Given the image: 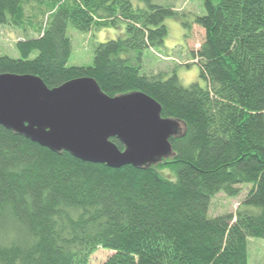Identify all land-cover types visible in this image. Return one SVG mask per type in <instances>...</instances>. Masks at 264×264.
Segmentation results:
<instances>
[{"label": "trees", "instance_id": "1", "mask_svg": "<svg viewBox=\"0 0 264 264\" xmlns=\"http://www.w3.org/2000/svg\"><path fill=\"white\" fill-rule=\"evenodd\" d=\"M0 0V24L36 37L0 55V74L33 75L49 88L90 77L109 96L143 92L177 123L171 152L145 167L111 168L54 152L0 126V264H249L248 238H264V0H205L194 53L200 78L143 73V50L162 47L172 6L141 0ZM126 24L99 43L91 66H68V26L90 32ZM122 150L120 140L113 138ZM235 213L209 216L219 193Z\"/></svg>", "mask_w": 264, "mask_h": 264}, {"label": "water", "instance_id": "2", "mask_svg": "<svg viewBox=\"0 0 264 264\" xmlns=\"http://www.w3.org/2000/svg\"><path fill=\"white\" fill-rule=\"evenodd\" d=\"M161 113L146 93L109 96L90 77L49 88L37 76L0 74V126L84 162L145 167L169 156L177 123Z\"/></svg>", "mask_w": 264, "mask_h": 264}, {"label": "rangeland", "instance_id": "3", "mask_svg": "<svg viewBox=\"0 0 264 264\" xmlns=\"http://www.w3.org/2000/svg\"><path fill=\"white\" fill-rule=\"evenodd\" d=\"M164 6H172L178 12V17L170 16L165 19L167 35L162 47L143 50L142 72L163 73L166 77L176 74L183 86H190L193 82L204 85L200 78V65L194 59V53L200 49L205 31L194 25L189 32L185 31L184 21H193L195 16L205 14V0H153ZM217 2V0H214ZM134 7L142 5L141 0H132ZM28 13L23 15L22 27L10 24H0V55L20 58L16 47L17 42L26 37H36ZM67 36L72 43V53L68 66H91L94 59V49L99 43L126 36V24L119 20L116 25L95 28L90 32H81L72 26L67 28ZM249 187H243L241 195L235 198L219 193L212 201L209 216L235 213L243 202ZM113 254L107 249L98 248L88 264H101ZM248 263L264 264V238H248Z\"/></svg>", "mask_w": 264, "mask_h": 264}]
</instances>
